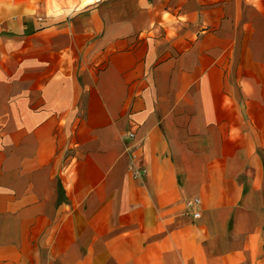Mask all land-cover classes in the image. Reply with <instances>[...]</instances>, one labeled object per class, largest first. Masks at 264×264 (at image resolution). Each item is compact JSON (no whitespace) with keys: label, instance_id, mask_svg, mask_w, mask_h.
<instances>
[{"label":"crops","instance_id":"crops-1","mask_svg":"<svg viewBox=\"0 0 264 264\" xmlns=\"http://www.w3.org/2000/svg\"><path fill=\"white\" fill-rule=\"evenodd\" d=\"M0 264H264V0H0Z\"/></svg>","mask_w":264,"mask_h":264},{"label":"built area","instance_id":"built-area-1","mask_svg":"<svg viewBox=\"0 0 264 264\" xmlns=\"http://www.w3.org/2000/svg\"><path fill=\"white\" fill-rule=\"evenodd\" d=\"M200 203H201V200L199 198H193V199L187 200L186 205L190 208H194L195 206L200 205ZM199 214H200L199 211L193 212V215L195 217L199 216Z\"/></svg>","mask_w":264,"mask_h":264}]
</instances>
